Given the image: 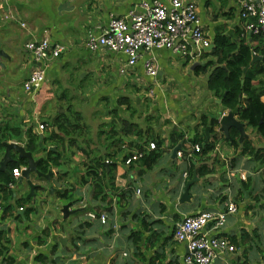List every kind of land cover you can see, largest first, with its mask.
Segmentation results:
<instances>
[{"label": "crops", "instance_id": "1", "mask_svg": "<svg viewBox=\"0 0 264 264\" xmlns=\"http://www.w3.org/2000/svg\"><path fill=\"white\" fill-rule=\"evenodd\" d=\"M151 1L0 0V52L4 54L0 56V137L5 127H19L20 139L4 142L24 146L27 130L39 136L40 143L45 139L43 150L31 154L34 160L46 161L54 174L51 183L30 174V181L38 187L29 199L25 180L19 183L18 178L12 187L0 189V245L6 247L0 264L8 257L13 264H183L186 246L172 236L176 222L202 211L221 212L229 200L235 203L236 213L227 216L216 232L210 225L206 231L227 238L237 251L218 257L212 264H264V163L238 153L231 163L217 145L208 163L214 171L190 187L189 202L179 203L194 157L191 151L186 154L181 149V159L173 155L176 145L168 140L169 135L183 134L181 142H187L203 128L202 116L219 121L228 113L207 90V76L194 74L193 64L169 51L153 50L151 55L158 66L154 79L144 74L145 55L130 74L121 77L117 66L125 59L123 55L90 52L85 47L88 30L105 27L109 17L126 16L141 2ZM192 1L211 40L219 30L239 33L247 40L254 37L246 33L235 0ZM22 22L25 28L20 27ZM40 36L48 37L52 44H63L66 50L46 62L40 89L26 94L22 83L32 63L23 43ZM258 42L251 40V46L262 48ZM103 83L106 92L98 95L96 89ZM125 85L141 89L142 99L139 101L131 88L123 92ZM121 98L128 99L130 109L120 105ZM261 101L264 103V96ZM88 115L101 118L94 132L86 124ZM58 116L68 118L75 130L58 133L54 126ZM125 120L144 129L142 134L124 130L121 122ZM40 124L44 129H38ZM52 131L63 134L64 142L50 139ZM157 139L163 143L148 149V142L156 144ZM136 151H142L143 158L125 166V159ZM57 154L60 165L53 167ZM10 157L22 161L14 151ZM100 162L109 164L99 168ZM7 167L0 172L9 173ZM92 172L102 184L101 195L95 194ZM50 187L62 192L50 193ZM4 195L7 204L14 207L23 201L15 209L16 216L23 209L19 221L8 214L3 218ZM66 204L73 213L63 219L61 208ZM89 214H105L106 223L101 224L98 217L91 219ZM134 232L140 234L136 243L131 236Z\"/></svg>", "mask_w": 264, "mask_h": 264}, {"label": "built area", "instance_id": "2", "mask_svg": "<svg viewBox=\"0 0 264 264\" xmlns=\"http://www.w3.org/2000/svg\"><path fill=\"white\" fill-rule=\"evenodd\" d=\"M235 1L239 5V17L245 21L246 33L254 37L264 36V0ZM7 17L12 19L10 15ZM20 27L25 28V23L22 22ZM211 43L212 40L201 25L196 3L192 0H152L150 4L141 2L138 8L133 7L126 16H111L105 27L88 30L84 39L85 47L90 52L105 51L125 57L117 66V73L121 77L130 74L144 55L148 56L143 62V71L151 79L158 74L156 59L151 51L166 50L194 65L201 62L202 55L211 48ZM23 48L32 66L27 79L22 83V89L26 94H33L45 81L46 62L50 58L59 57L66 47L60 43L52 44L48 37L40 36L37 39H26ZM38 129H44V125L40 124ZM147 148L154 150L156 144L148 142ZM198 149V145L193 146V150ZM143 156L142 151H136L125 159L124 165L141 160ZM182 156L181 151L176 152L178 159ZM23 168L20 166L12 170L13 180L20 178ZM240 179L244 181V176H240ZM9 187H12V183ZM236 211L235 203L229 200L221 212L202 211L183 216L177 221L172 236L175 242L186 246L183 264H212L220 256L234 254L237 248L230 240L210 235L206 230L210 225L211 230L216 232L224 226L226 217ZM89 217L97 218L95 214H89ZM98 219L101 224H105L107 216L102 214Z\"/></svg>", "mask_w": 264, "mask_h": 264}, {"label": "trees", "instance_id": "3", "mask_svg": "<svg viewBox=\"0 0 264 264\" xmlns=\"http://www.w3.org/2000/svg\"><path fill=\"white\" fill-rule=\"evenodd\" d=\"M251 40L259 41L258 45L262 46V48L256 45L251 46ZM263 47L264 36L262 35L253 38L249 37L247 40V38L242 37L239 33L227 34L224 30H219L212 38L211 49L206 51L201 58V60L207 57L210 59L203 60L195 66L194 74L207 76V90L220 100L222 109L228 112L237 109L236 118L244 125L247 135L239 142V131L232 127L229 130L230 140L226 139L217 130L219 127L218 119L216 117L207 119L205 115L200 119L203 128L200 132H195L193 137L189 138L187 142H181L183 134L177 135L171 133L168 140L175 143L173 146H179L183 153L191 151L190 153L193 154L194 158L190 160L191 169L188 173V178L191 179L193 171H195L196 177L199 179H205L206 176L212 174L214 171L213 165L208 163L210 161V154L214 152L217 145L222 150L219 151L224 152L223 154L230 158L231 163L237 153L239 156H246L256 162L264 163V147H259L260 143L264 144V103L261 101V98L264 96V62H252L253 56H264ZM118 102L120 105L125 104L127 109H130V102L127 98H121ZM130 116H133V112H131ZM54 126L57 128L58 133H68V128L71 131L75 130L69 119H66L65 116H58L54 121ZM121 126H123L124 130H128L137 136H140L144 130L132 121H122ZM206 127L209 128V137L207 142L203 144L205 138L204 129ZM20 131L19 127L12 129L5 127L4 132H2L3 136L0 137V154L4 151L2 142L6 139L19 140ZM58 133L55 134L52 131L49 138L55 139L58 143H63V134L60 135ZM25 137L26 143L24 146L27 152L34 154L43 150L42 145L45 144V139L40 143V137L32 134L31 130L25 132ZM113 137L108 136L109 139ZM178 141L180 142L178 143ZM162 143L163 141L157 139L156 148ZM186 143L188 145H185ZM194 145L199 146L197 151L193 150ZM47 155H50V153ZM212 159H215L214 156ZM52 161L51 165L58 167L60 165L59 154ZM21 163L24 165L25 161L22 160ZM20 164L9 163L7 167L9 173L0 172L1 191H4L13 182L11 172L14 168L20 167ZM101 164V162L97 164L99 168L103 166ZM38 169L43 173L48 172L49 167L46 166V161L41 159ZM90 180L95 185V194H103V187L96 173H91ZM84 183L86 182L84 181ZM2 203L4 204L3 210L6 213L3 218L8 214V216H13L19 221L20 217L16 216L15 209L20 207L23 201H19L14 207L7 204V196L4 195ZM96 217L99 218L97 215ZM131 236L133 243H136L140 239L139 233H131ZM4 250H6V247L0 245V255ZM133 255H138L135 250ZM13 263L14 261L10 257L4 258L2 262V264Z\"/></svg>", "mask_w": 264, "mask_h": 264}, {"label": "water", "instance_id": "4", "mask_svg": "<svg viewBox=\"0 0 264 264\" xmlns=\"http://www.w3.org/2000/svg\"><path fill=\"white\" fill-rule=\"evenodd\" d=\"M4 55L2 52H0V56ZM255 61H262L264 62V57H260V56H253L252 58V62ZM197 64H194L191 69H193ZM236 112L237 109H234L232 111H229L226 115L221 116V118L218 121V131L219 133L223 134L224 137L226 139L230 140L229 137V130L230 128L234 127L239 131V142L242 141V139L246 136L245 134V129H244V125L239 122L236 119ZM204 143L205 144L207 142V139L209 137V128L206 127L205 131H204ZM2 145L4 147V154L2 157V160L0 162V171H6V167L9 163H14V164H20L18 161L13 160L10 157V152L14 151L15 153H17L18 155V159L24 160L25 161V165L20 164L21 167L24 166V168L21 171V176L19 178V183H22L23 180H25L26 182V186L29 190L28 196L26 197V199H29L30 197L34 196V190L38 187V186H34L32 184V182L30 181L29 177L30 174H35L37 177L44 179L47 183H51V179L53 177V173L49 170L47 173H41L38 171V164L40 162L41 159H37L34 160L32 154L30 152H27L24 148V146L18 144L17 142H10V143H6V142H2ZM180 149L179 146H176V148H174L173 150V155H175L176 151H178ZM48 150H53V148H48ZM107 164H109V162H103L102 165L103 166H107ZM199 179L196 177L195 171H193L192 177L191 179H189L184 187L183 193L179 199V203H183V202H189L190 201V194H189V189L190 187L198 182ZM53 191H57L59 193H61V190H56L53 187H50V193H52ZM248 192H245V194ZM70 208V204H66L61 208V213H62V217L63 219H66L68 217V215H70L73 212H69L68 209ZM17 215L20 216L21 218L23 217V209L18 210Z\"/></svg>", "mask_w": 264, "mask_h": 264}, {"label": "rangeland", "instance_id": "5", "mask_svg": "<svg viewBox=\"0 0 264 264\" xmlns=\"http://www.w3.org/2000/svg\"><path fill=\"white\" fill-rule=\"evenodd\" d=\"M16 77L15 78H19V75H15ZM13 80V79H12ZM19 79H16V80H13V81H18ZM104 85H102V86H100V87H97V89H96V91L98 92V95H101V94H104V92H106V85H105V83H103ZM109 86H110V84H108ZM134 86H132V87H129L128 85H125V88L123 89V92H124V90H128L129 88H131V89H133V92H134V94H135V96H137L136 98H138V96H139V98L140 99H138L139 101L142 99V96H143V94H144V92L141 90V89H138L137 87H134ZM117 91H119V90H117ZM62 92H63V90H62V88L60 89V93H59V95H61L62 94ZM140 93V94H139ZM142 109V108H141ZM141 109H139V110H141ZM140 112V111H139ZM136 113V112H135ZM141 113V112H140ZM138 115H137V113H136V115H135V117H137ZM87 118L88 119H85V121H86V124L88 125V126H90L91 127V131L92 132H94V130H95V128H96V124H98V123H101V118L100 117H97L96 115L95 116H93V117H91V115H88L87 116ZM105 125H102V127H104ZM118 159V158H117Z\"/></svg>", "mask_w": 264, "mask_h": 264}]
</instances>
